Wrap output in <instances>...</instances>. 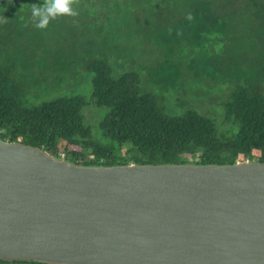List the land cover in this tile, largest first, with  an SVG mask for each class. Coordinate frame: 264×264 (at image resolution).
Returning a JSON list of instances; mask_svg holds the SVG:
<instances>
[{
	"label": "trees",
	"instance_id": "16d2710c",
	"mask_svg": "<svg viewBox=\"0 0 264 264\" xmlns=\"http://www.w3.org/2000/svg\"><path fill=\"white\" fill-rule=\"evenodd\" d=\"M41 3L0 0V139L86 166L264 162V0H80L44 30ZM78 76L89 94H37Z\"/></svg>",
	"mask_w": 264,
	"mask_h": 264
},
{
	"label": "water",
	"instance_id": "95a60500",
	"mask_svg": "<svg viewBox=\"0 0 264 264\" xmlns=\"http://www.w3.org/2000/svg\"><path fill=\"white\" fill-rule=\"evenodd\" d=\"M0 261L264 264V162L86 166L0 139Z\"/></svg>",
	"mask_w": 264,
	"mask_h": 264
},
{
	"label": "clouds",
	"instance_id": "9594fccd",
	"mask_svg": "<svg viewBox=\"0 0 264 264\" xmlns=\"http://www.w3.org/2000/svg\"><path fill=\"white\" fill-rule=\"evenodd\" d=\"M79 3L80 0H43V3L33 5L31 11L35 27L44 30L58 17L78 15Z\"/></svg>",
	"mask_w": 264,
	"mask_h": 264
},
{
	"label": "rangeland",
	"instance_id": "374dc122",
	"mask_svg": "<svg viewBox=\"0 0 264 264\" xmlns=\"http://www.w3.org/2000/svg\"><path fill=\"white\" fill-rule=\"evenodd\" d=\"M174 51L173 53H171V56L172 58H176L178 55H181V54H178L181 53V51L179 50V45L177 46H174L173 47ZM160 55V53H159ZM142 80H143V77L144 75L142 74ZM79 79H76L75 81H71L72 83H69L66 88H61L60 86L64 85V84H53L52 86H48V87H42L40 88L41 91H37V94L42 98L44 97L46 100H49V99H53L61 94H73V93H82V94H89L90 92V87H91V84L86 82L87 80H84L81 78V76H78ZM151 81V76L149 73L146 74V82L145 83H149ZM152 83V82H151ZM153 84V83H152ZM61 89V90H59ZM154 89V88H152ZM158 89H161L160 87ZM155 90V89H154ZM177 89L175 90H172V88H169L168 92H165V94L167 93H173V92H176ZM177 93V92H176ZM174 93V94H176ZM35 97V96H34ZM37 98V97H35ZM97 118V115H95L94 113L88 111L87 112V121H95V119Z\"/></svg>",
	"mask_w": 264,
	"mask_h": 264
},
{
	"label": "flooded vegetation",
	"instance_id": "af4514ba",
	"mask_svg": "<svg viewBox=\"0 0 264 264\" xmlns=\"http://www.w3.org/2000/svg\"><path fill=\"white\" fill-rule=\"evenodd\" d=\"M0 264H22L21 262H14V263H7V262H5V263H1L0 262Z\"/></svg>",
	"mask_w": 264,
	"mask_h": 264
}]
</instances>
